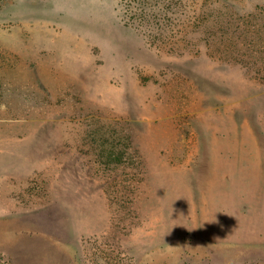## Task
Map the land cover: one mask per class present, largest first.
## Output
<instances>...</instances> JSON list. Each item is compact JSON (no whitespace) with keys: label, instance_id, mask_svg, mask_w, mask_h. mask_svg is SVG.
<instances>
[{"label":"rangeland","instance_id":"1","mask_svg":"<svg viewBox=\"0 0 264 264\" xmlns=\"http://www.w3.org/2000/svg\"><path fill=\"white\" fill-rule=\"evenodd\" d=\"M0 264H264V0H0Z\"/></svg>","mask_w":264,"mask_h":264},{"label":"trees","instance_id":"2","mask_svg":"<svg viewBox=\"0 0 264 264\" xmlns=\"http://www.w3.org/2000/svg\"><path fill=\"white\" fill-rule=\"evenodd\" d=\"M111 155H114V156H116V154L115 153H112ZM121 158V157H120ZM122 159V158H121Z\"/></svg>","mask_w":264,"mask_h":264}]
</instances>
